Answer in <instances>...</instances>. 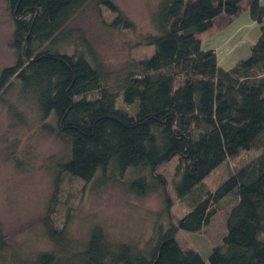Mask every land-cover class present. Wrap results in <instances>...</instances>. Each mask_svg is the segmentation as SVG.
Segmentation results:
<instances>
[{"label":"trees","instance_id":"trees-1","mask_svg":"<svg viewBox=\"0 0 264 264\" xmlns=\"http://www.w3.org/2000/svg\"><path fill=\"white\" fill-rule=\"evenodd\" d=\"M89 1L5 0L15 60L0 71V99L13 93V117L27 123L21 109L30 106L37 126L64 144L53 164L57 178L99 177L124 182L138 197L156 193L163 216L138 245L109 240L98 224L83 240L73 238L66 227L53 225L48 210L50 246L31 253L10 247L0 220V264H204L176 233L200 231L226 197L233 200L210 264H264V3L252 0L249 6L260 29L249 56L225 69L213 48L201 47L198 34L220 15L239 13L243 0H158L154 32L142 41L153 52L131 61L114 80L85 35L67 27ZM98 4L118 11L110 0ZM111 25L132 28L119 11ZM251 149L258 153L212 193L204 179L227 158ZM175 156L172 188L188 210L174 222L159 167Z\"/></svg>","mask_w":264,"mask_h":264},{"label":"rangeland","instance_id":"rangeland-1","mask_svg":"<svg viewBox=\"0 0 264 264\" xmlns=\"http://www.w3.org/2000/svg\"><path fill=\"white\" fill-rule=\"evenodd\" d=\"M110 1L131 21L132 28L112 26L118 11L98 4L99 0L89 1L67 27L85 35L115 80L131 61L153 52V46L142 41L154 32L151 16L158 0ZM219 21L198 37L201 47L213 48L218 65L228 69L249 56L250 46L259 37L260 29L249 12L243 10L232 23L221 25ZM12 28L10 11L5 0H0V71L15 60L8 44ZM10 102H17L13 93H8L6 100L0 99V220L10 247L20 253L48 248L50 244L44 231L48 210L53 225L57 229L66 227L73 238L83 240L90 227L98 224L111 241L142 245L151 235L156 220L163 216L161 197L156 193L138 197L126 189L124 182L111 179L98 177L85 182L66 173L57 178L53 164L62 154L64 144L37 126L30 106L21 109L28 122L19 123L9 111ZM118 106L133 108V104L122 101ZM257 153L258 150L251 149L227 158L204 179L205 185L214 193L231 172ZM177 162L175 156L159 167L167 180L174 222L188 210V205L177 199L172 188ZM129 177L130 173L126 178ZM232 200L224 198L222 207L200 231L176 233L180 245L196 249L204 264H210L211 248L221 242Z\"/></svg>","mask_w":264,"mask_h":264},{"label":"crops","instance_id":"crops-1","mask_svg":"<svg viewBox=\"0 0 264 264\" xmlns=\"http://www.w3.org/2000/svg\"><path fill=\"white\" fill-rule=\"evenodd\" d=\"M251 1L252 0H243L241 3V10L249 12V6H250ZM259 2L264 3V0H259ZM240 14H241V11L239 13L233 15V16L220 15L219 17H217L215 19V22H216V20H220L219 22L221 23V25H226V24L232 23L234 20H236ZM215 22H214L213 26L211 28H209L208 30H211L216 25Z\"/></svg>","mask_w":264,"mask_h":264}]
</instances>
